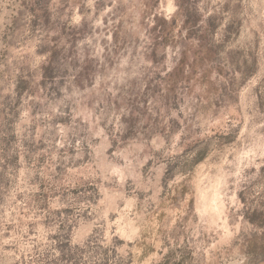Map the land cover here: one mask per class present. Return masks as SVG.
Here are the masks:
<instances>
[{
    "label": "rangeland",
    "instance_id": "obj_1",
    "mask_svg": "<svg viewBox=\"0 0 264 264\" xmlns=\"http://www.w3.org/2000/svg\"><path fill=\"white\" fill-rule=\"evenodd\" d=\"M262 253L264 0H0V264Z\"/></svg>",
    "mask_w": 264,
    "mask_h": 264
},
{
    "label": "trees",
    "instance_id": "obj_2",
    "mask_svg": "<svg viewBox=\"0 0 264 264\" xmlns=\"http://www.w3.org/2000/svg\"><path fill=\"white\" fill-rule=\"evenodd\" d=\"M203 50L208 54V57H211L213 55L212 46L204 39V37H201V42H200L198 48H196V49L194 48V50H193L194 55H195L193 60L191 59V57L188 54L189 50L185 49L183 51V55L180 59L179 65L174 68V70L170 73V76H174L175 78L176 77L178 78L181 75V77H187L188 78L191 74L195 73L199 66L204 65V61H205L204 58H202V59L199 58L200 52H202ZM186 66L188 67L187 75H185V73L187 72ZM63 210H67V209L61 208L59 210H56V212H60Z\"/></svg>",
    "mask_w": 264,
    "mask_h": 264
},
{
    "label": "water",
    "instance_id": "obj_3",
    "mask_svg": "<svg viewBox=\"0 0 264 264\" xmlns=\"http://www.w3.org/2000/svg\"><path fill=\"white\" fill-rule=\"evenodd\" d=\"M264 262V253L247 258L242 264H261Z\"/></svg>",
    "mask_w": 264,
    "mask_h": 264
}]
</instances>
